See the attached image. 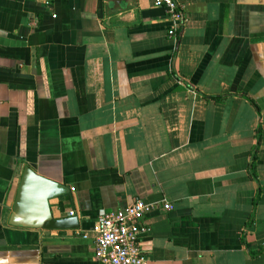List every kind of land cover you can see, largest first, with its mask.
Segmentation results:
<instances>
[{"label": "crops", "instance_id": "0c3cea01", "mask_svg": "<svg viewBox=\"0 0 264 264\" xmlns=\"http://www.w3.org/2000/svg\"><path fill=\"white\" fill-rule=\"evenodd\" d=\"M176 1L178 41L152 0H0V264H98L95 223L137 200L173 207L149 264H264V0ZM27 169L78 230L12 225Z\"/></svg>", "mask_w": 264, "mask_h": 264}, {"label": "built area", "instance_id": "2783aa9c", "mask_svg": "<svg viewBox=\"0 0 264 264\" xmlns=\"http://www.w3.org/2000/svg\"><path fill=\"white\" fill-rule=\"evenodd\" d=\"M157 8L164 9L173 25L169 38L178 41L185 16L183 7L176 0H152ZM170 203L134 201L124 210L103 214L95 223V257L98 264H149L142 249L143 237L151 233L148 217L158 212H170ZM73 216V213H71Z\"/></svg>", "mask_w": 264, "mask_h": 264}, {"label": "water", "instance_id": "95a60500", "mask_svg": "<svg viewBox=\"0 0 264 264\" xmlns=\"http://www.w3.org/2000/svg\"><path fill=\"white\" fill-rule=\"evenodd\" d=\"M58 187L27 169L24 173L19 196L12 217V225L24 228H36L48 231L60 230H78L77 220L75 218L53 219L50 212L49 201L59 196ZM34 200V206L37 207L38 215H30L24 218L23 207L26 201Z\"/></svg>", "mask_w": 264, "mask_h": 264}, {"label": "trees", "instance_id": "16d2710c", "mask_svg": "<svg viewBox=\"0 0 264 264\" xmlns=\"http://www.w3.org/2000/svg\"><path fill=\"white\" fill-rule=\"evenodd\" d=\"M227 97H217V98H213L214 101L220 102V101H224ZM261 145V130L258 131V141H257V145L254 149V153L251 159V163L249 165V173L252 176V178L254 180L257 179V162H258V152H259V148Z\"/></svg>", "mask_w": 264, "mask_h": 264}]
</instances>
